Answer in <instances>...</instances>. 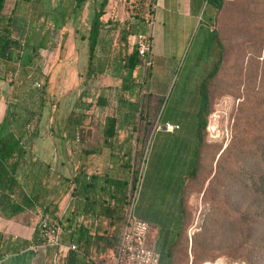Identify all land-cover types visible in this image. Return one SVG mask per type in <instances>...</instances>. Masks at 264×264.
<instances>
[{
    "label": "rangeland",
    "instance_id": "rangeland-1",
    "mask_svg": "<svg viewBox=\"0 0 264 264\" xmlns=\"http://www.w3.org/2000/svg\"><path fill=\"white\" fill-rule=\"evenodd\" d=\"M14 1L5 0L3 11L8 12ZM102 1L85 0L80 11L73 9L72 0L18 4L14 35L23 37V43L29 39L31 44L45 43L55 59L48 80L40 73L43 66L37 67L44 51L33 55L30 68V62L24 67L5 63L1 68L7 76L11 73V100L21 102L26 92L38 89L33 84L39 82V89L44 90L38 120L42 135L64 136L69 115L84 116L73 140L80 145L87 141L84 147L97 152L102 150L100 126L105 117L117 118L113 150L116 168L110 176L129 183L123 198L124 188L109 184L104 198L114 201L119 209L113 222L100 228L116 241L138 174L132 213H142L149 225L146 247L159 251L160 264H167L165 250L179 225L178 192L193 157L199 84L218 57L211 35L213 26L224 51L220 71L209 87V114L197 173L185 179L187 225L173 250V264H200L212 259H220L222 264H242L245 259L249 264H264V254L249 260L257 254L250 253L249 245L264 238V229L238 228L245 215L253 214L254 207L244 176L259 171L257 157L264 152V0H228L232 3L213 12L211 19L205 2L196 24L190 27L187 22L179 28L157 21L155 0H106L95 50V63L103 71L87 77L88 29ZM147 34L149 55L154 54L156 63L146 78L142 59L128 75L124 60L136 49L137 36ZM71 46L72 56L65 58ZM33 72L41 79L33 80ZM165 121L177 127L167 132L161 129ZM226 145L229 148L210 180L215 160ZM103 155L100 153L99 162Z\"/></svg>",
    "mask_w": 264,
    "mask_h": 264
},
{
    "label": "trees",
    "instance_id": "trees-1",
    "mask_svg": "<svg viewBox=\"0 0 264 264\" xmlns=\"http://www.w3.org/2000/svg\"><path fill=\"white\" fill-rule=\"evenodd\" d=\"M31 0H15L9 12L3 11L5 0H0V60L7 64H18L22 67L27 66L31 61L33 55H36L38 49L45 48V43L31 44L30 39L25 41L22 38L14 35V16L18 10V4L28 3ZM40 2V0H37ZM73 9H80L85 0H72ZM206 5L211 10V16L213 12H220L225 5L231 4L228 0H205ZM155 4V2H154ZM106 0H103L99 8L93 12V16L88 29L87 36V50H86V75L91 76L95 72L103 71L102 66H97L95 63V50L99 42L100 31L103 26L101 17L104 14V7ZM154 11V5H153ZM153 15V13H152ZM152 17V16H151ZM25 20L26 18H23ZM212 39L218 49V57L214 62L210 72L201 80L199 84V104L195 114V145L193 148L192 162L187 175L181 183L179 192V207H180V223L177 231L174 233V240L167 246V264H173L172 253L175 246L178 244L181 235L185 231L187 225L186 211L184 207V185L185 179L191 178L196 175L198 169V162L200 159V149L205 142V129L206 119L209 114V95H210V83L217 76L220 71V65L222 61V53L224 46L220 40V36L213 26H211ZM150 36L148 35V39ZM31 45H30V44ZM30 48H27V47ZM26 48V49H25ZM141 62V58L138 55L136 49L132 50L124 60V67L127 70V74L130 75L133 70ZM149 69V68H148ZM148 69L145 73H148ZM11 75V74H10ZM12 83L11 79L9 80ZM32 90V91H31ZM27 95L34 100V103L30 106H24L20 103L14 102L12 108L10 107L7 113V122L15 121L19 124H30V122L37 121L40 118L41 108L44 100L43 88L31 89ZM71 113L66 119L63 126L64 137L73 140L77 131V126L80 125L84 119V116L75 117ZM133 116V112H132ZM100 132L102 137V146L110 151V155H114L115 139L117 135V118L115 116H107L104 122L100 126ZM229 145L223 147L219 152L218 157L215 160V167L210 178L213 179L216 174V165L219 163L224 153L227 152ZM27 155V147L22 140L21 135H17L15 132H2L0 127V211L3 213L16 214L23 210H30L34 207V203L38 199V194L33 192L35 186L40 183L43 175L47 174V167L39 165L37 162L30 163L31 168L26 170L28 166L25 157ZM259 171L255 174H245L243 182L245 184V190L252 195L253 214L243 218V223L238 225L239 229L242 228H259L264 229V152H261L257 157ZM138 171H134L136 175ZM111 174V173H110ZM107 173L91 174L87 180H76L73 178L74 186L72 188V199L66 211L61 218H57L55 215V208L43 209V214L47 215L53 223L59 225L61 228L70 229L71 231H77V227L73 225L75 223V217L78 211L84 213L108 212L110 211L105 200L104 193L106 185L116 183L122 187L128 185L127 179H116ZM109 182V183H108ZM135 179L132 182V188L134 187ZM208 188V185L206 189ZM205 189V191H206ZM30 190V192H29ZM123 193L121 194L122 197ZM124 196V195H123ZM44 216V215H43ZM249 218V219H248ZM64 220L69 221L68 224L62 225ZM79 228V227H78ZM81 231V228L79 229ZM41 242L40 233L36 225L32 238L30 240L15 239L11 240L8 237H3L0 233V256L5 253H17L21 249L28 245H38ZM250 253H257L252 259L255 260L262 258L264 254V238L256 239L249 245ZM161 258L159 257L160 264ZM214 262L212 260H203ZM201 262V263H202ZM242 264H249L248 259L241 261ZM200 263V264H201Z\"/></svg>",
    "mask_w": 264,
    "mask_h": 264
},
{
    "label": "crops",
    "instance_id": "crops-1",
    "mask_svg": "<svg viewBox=\"0 0 264 264\" xmlns=\"http://www.w3.org/2000/svg\"><path fill=\"white\" fill-rule=\"evenodd\" d=\"M204 3L205 0H155L153 12L157 21L163 26L167 25L170 28H179L189 22L191 27L193 24H196L197 19L200 17ZM84 5L85 3L77 11L82 10ZM210 16L211 10L208 19H210ZM39 50L41 51L40 54H42L43 51L45 52L44 57H42L45 60L41 58L40 63H37V67H40V64L43 66L44 73H42V75L45 80H48V77H50L49 71L51 70L55 59L53 55L54 53L48 46L38 49V51ZM72 50L73 46L70 47L65 58L72 56ZM154 59V54L151 53L149 55L151 66L148 69V73L156 63V61L154 62ZM32 65L33 63L30 62L28 65L29 68ZM5 66V62L0 60L1 130L5 133L12 131L17 135L22 136V140L27 147L25 161H27L28 166L26 167V170L31 168L30 163L37 162L39 165L41 164L47 167V174L42 176L40 183H38L33 189V192L38 194V199L34 203L32 209L23 210L16 214L3 213L0 211V233L4 238L8 237L11 240H30L39 216H47L43 214V209L50 208L51 210L55 208V215L57 218L63 216L72 199L71 192L74 186V182H72L74 177H76V180L79 182L80 180H87L91 174H110L111 171L116 168L114 159L117 157L110 155V151L102 146V139L99 141L102 150L98 149L97 152V150L91 148L87 150L86 147H84L85 144H88L87 141H84L80 145L77 144L76 140L67 139L61 134L60 137L52 138L43 136L41 132L42 128H39V121H33L30 122V124L28 123L24 125L16 123L15 121L7 122V113L10 107L12 108L15 99L11 100L12 83L9 82L11 73L7 76V73H5L6 71L3 69ZM38 68L36 69L37 71H39ZM35 74L36 76L33 80L41 79L40 77H37L38 75L36 72H33L32 75L34 76ZM147 74L145 78L147 77ZM27 76H29V74ZM7 77L9 79H7ZM25 95H27V92L23 95V102L21 101L22 103L20 104H22L23 107H28L34 103V100ZM164 123L177 127L176 124H171L167 121ZM61 124L63 126V121ZM62 126H60V129ZM100 153L104 154L101 162H99ZM122 174L125 176L124 169ZM50 182L53 184L55 183L56 185H51ZM110 185H106L105 192H109ZM123 190L124 195L126 192L125 188ZM179 192L177 197V215L180 223ZM106 203L110 210L108 212L94 211L93 213H84L78 211L75 217V223L73 224L77 227V231L73 232L70 229L61 228L59 241L64 244L73 243L76 246V249L67 253L66 256L60 260L59 264H107L110 255L109 252L113 249L116 241L113 242L109 235H107L104 230H101L100 227L107 222L108 225L113 222V215H115V212H117L119 207L114 201ZM134 216L146 221L141 212L137 215L134 214ZM62 223H64L62 225H66L69 221L64 222L63 220ZM80 228L81 231L79 230ZM156 252L161 258L160 252ZM50 254L51 250H45L40 245H28L17 253H5L0 256V264H50Z\"/></svg>",
    "mask_w": 264,
    "mask_h": 264
},
{
    "label": "built area",
    "instance_id": "built-area-1",
    "mask_svg": "<svg viewBox=\"0 0 264 264\" xmlns=\"http://www.w3.org/2000/svg\"><path fill=\"white\" fill-rule=\"evenodd\" d=\"M150 24L151 19H149L147 26ZM148 35H138L135 47L138 55L142 59L145 70L151 66L149 60L150 39H148ZM42 59L45 60L44 58ZM40 73L42 74L44 71H40ZM33 85L36 88L40 87L37 81ZM175 128L176 126L165 123L163 130L171 132ZM158 129H160L159 125L156 126V130ZM138 179L139 175L137 174L131 195L123 209L117 240L113 249L109 252L110 255L107 264H158L159 262V254L154 249L146 247V239L149 232L148 223L138 219L132 213ZM37 227L41 238V242L38 245L45 250H51L49 258L50 264H59L60 260L67 253L76 249L73 243L64 244L59 241L61 227L53 223L46 216H39Z\"/></svg>",
    "mask_w": 264,
    "mask_h": 264
},
{
    "label": "bare ground",
    "instance_id": "bare-ground-1",
    "mask_svg": "<svg viewBox=\"0 0 264 264\" xmlns=\"http://www.w3.org/2000/svg\"><path fill=\"white\" fill-rule=\"evenodd\" d=\"M201 264H221V260L218 259L217 261L210 262V261H204Z\"/></svg>",
    "mask_w": 264,
    "mask_h": 264
},
{
    "label": "water",
    "instance_id": "water-1",
    "mask_svg": "<svg viewBox=\"0 0 264 264\" xmlns=\"http://www.w3.org/2000/svg\"><path fill=\"white\" fill-rule=\"evenodd\" d=\"M162 129L164 128V125H162V127H161Z\"/></svg>",
    "mask_w": 264,
    "mask_h": 264
}]
</instances>
